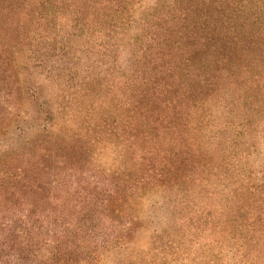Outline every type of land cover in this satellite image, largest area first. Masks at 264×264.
Segmentation results:
<instances>
[{"label":"trees","instance_id":"obj_1","mask_svg":"<svg viewBox=\"0 0 264 264\" xmlns=\"http://www.w3.org/2000/svg\"><path fill=\"white\" fill-rule=\"evenodd\" d=\"M138 2L0 0L1 24L26 19L30 52L44 29L66 31L78 44L55 57L87 67L71 96L56 87L68 127H18L22 141L0 150V264H89L134 230V200L152 189L197 191L210 212L193 225L211 226L233 264H264V194L235 167L240 133L212 132L220 115L250 127L264 108V0H165L128 35ZM2 31L0 46L17 49ZM41 76L13 82L9 114L28 113L18 94L35 101ZM107 145L118 154L110 171L97 162Z\"/></svg>","mask_w":264,"mask_h":264},{"label":"rangeland","instance_id":"obj_2","mask_svg":"<svg viewBox=\"0 0 264 264\" xmlns=\"http://www.w3.org/2000/svg\"><path fill=\"white\" fill-rule=\"evenodd\" d=\"M163 1L165 0H139L130 26L126 30L128 35L140 34L141 15L151 13ZM21 21L22 25H19ZM9 22L11 24L5 22V26L4 21L0 23L4 35L2 41L6 45L17 44V49H3L0 46V131L5 127L11 129L3 137L0 136V150L4 146L18 145L22 141L16 136L18 127H24L28 132H31L32 127H68L69 114H62L61 112L65 110L57 109L63 103L62 100L54 104L57 98L56 87L58 86V89L64 87L65 91L68 89V94L71 96L74 89L80 87L79 81L84 78L87 71L86 64L79 62L71 69L67 55L62 56L61 59L55 57L59 53L70 52L69 44H73L71 48L78 44L76 41L80 37L75 36L76 34L70 35L62 31L55 35L52 31L44 29L37 35L40 44L38 51L33 53L30 52L32 46L26 19L22 17L18 20L15 14H11ZM17 33L20 35L19 38ZM116 70L117 67L115 69L110 67L107 71L109 79L119 77ZM46 72L49 77L41 76V79L45 78V81L41 82L44 87L39 96L35 97V101H29L26 94H18L21 102L17 100V104L20 107L24 105L28 107V113L9 114L12 109L10 103L7 104V97L13 89V82L17 80L26 83L27 80L30 81ZM53 104L54 111L58 113L51 118L50 124L45 125L43 115L46 114L41 111L42 109L46 111L48 105ZM219 113L222 114L221 111ZM226 119L227 117L222 115L215 119L212 132L216 134L219 131L217 129L229 127L226 135L229 133L233 136L240 133L237 146L240 153L236 155L235 167L246 176H250L249 179L257 184L260 193L264 194V108L253 113L250 127H243L240 124L227 126ZM117 158L118 154L113 147L107 145L102 148L97 162L102 169L110 171L115 162H118ZM222 186L220 183H214L209 185L208 189L215 191ZM222 200V198L213 199L212 207L208 209L213 210V214L217 213ZM206 202L200 199L197 191L152 189L137 196L134 200L136 206L135 222L132 223L135 226L134 230L125 233L121 245L113 241V245L110 244L109 248L93 256L89 264H233L235 262L233 251L218 244L219 237L213 228L209 225L197 228L191 222L194 215L203 214L202 210L206 213L210 212L204 209ZM199 222L195 223L199 224Z\"/></svg>","mask_w":264,"mask_h":264}]
</instances>
